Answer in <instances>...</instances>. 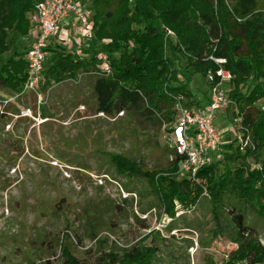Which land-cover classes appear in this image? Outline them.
<instances>
[{"label": "rangeland", "instance_id": "1", "mask_svg": "<svg viewBox=\"0 0 264 264\" xmlns=\"http://www.w3.org/2000/svg\"><path fill=\"white\" fill-rule=\"evenodd\" d=\"M79 2L91 10V0ZM34 8L35 5L26 16L28 35L15 40L14 47L19 51L28 49L36 38ZM93 15L91 10L92 20ZM9 36L10 40L17 37L12 32ZM52 38L73 51L81 37L73 29L62 28L58 38ZM56 60L57 54L48 50L44 69ZM180 64V80L202 106H207V75L186 67L183 58ZM255 82L251 78L243 90ZM92 84L88 74L54 82L41 87L45 96L41 115L34 94L28 93L13 101L7 110L20 113L28 107L32 117H10V131H5L8 120L0 119V264H62L66 247L78 259L99 264L98 257L111 252L122 256L151 240L158 248L154 264H248L231 257L232 250L241 252V243L237 242L228 209L232 205L245 209L246 223L254 228V237L262 244L263 216L233 194H225L216 215L214 203L204 189L199 200L187 207L175 200V219L171 222L174 231H170V223L160 227L173 215L167 211L155 183L118 170L111 156L140 161L147 169L168 170L174 151L169 139L172 123L160 126L148 120L140 124L127 114L100 115ZM222 89L229 104L218 110L214 119L221 136L219 146L210 154V163L216 162V177L224 174L229 164H238L232 162L239 148L242 153L248 147L256 148L251 132L239 127L241 117L232 98L233 82L226 81ZM8 98L7 91L0 89V99ZM242 136L247 144H241ZM261 160L259 153L248 155L247 169H261ZM102 176L104 183L99 184Z\"/></svg>", "mask_w": 264, "mask_h": 264}, {"label": "trees", "instance_id": "2", "mask_svg": "<svg viewBox=\"0 0 264 264\" xmlns=\"http://www.w3.org/2000/svg\"><path fill=\"white\" fill-rule=\"evenodd\" d=\"M38 1L0 0V89L7 91L10 98L22 90L27 78V49L17 50L15 40L28 35L26 16ZM91 10L94 38L82 46V56L63 46L48 45L47 50H53L57 60L44 70L42 88L88 74L93 79L98 114L115 117L123 113L140 124L149 120L161 126L174 120L176 97H182L188 106L195 102L201 105L188 85L180 80L181 58L186 67L205 75L218 68L208 59L210 55L226 58V67L234 75L232 98L241 117L239 127L251 132L256 147H248L246 153L239 148L232 162H238L236 166L229 164L225 173L216 177V162L210 163L191 180L176 178L179 156L174 151L168 173L147 169L140 161L124 156L112 155L111 161L128 176L153 181L173 217L175 200L187 207L197 202L206 189L216 215L225 194H233L264 218V0H91ZM167 28L175 32L177 40L166 37ZM10 32L17 37L10 40ZM104 53L112 70L110 75L99 74ZM251 78L256 80L255 84L244 91ZM256 153L262 155V168L250 171L245 159ZM244 210L237 205L228 209L237 242L241 243V252L232 250L230 254L233 259L246 260L248 264H261L264 244L256 241V232L246 223ZM170 225V231H174V223ZM157 251L151 240L132 247L122 256L111 252L98 257V261L99 264H154ZM62 264L92 263L78 259L66 247Z\"/></svg>", "mask_w": 264, "mask_h": 264}, {"label": "built area", "instance_id": "3", "mask_svg": "<svg viewBox=\"0 0 264 264\" xmlns=\"http://www.w3.org/2000/svg\"><path fill=\"white\" fill-rule=\"evenodd\" d=\"M71 17L69 29H73L84 40L94 38V25L91 19V10L83 7L79 0H39L34 8L32 20L39 33L25 54L27 62V78L23 83L22 90L12 98L4 99L0 103V119L8 120L5 123V131L12 129L10 117L31 116V108H23L20 113H12L6 109L10 102L19 96L32 93L35 96L38 114L41 115V106L45 103V96L41 90L44 79V62L48 55L47 47L52 37L57 35L62 27V22ZM167 36H174L171 30L166 31ZM77 56L83 55L82 45L75 49ZM102 63L99 65V74L110 75L111 67L108 63L107 54H102ZM208 59L214 61L218 68L207 73V80L210 85L208 105L188 106L182 97H176L174 105L175 116L171 122L169 139L174 152L179 156V167L177 176L195 180L197 172L210 164V154L220 144V132L215 124V116L218 110H223L228 104L227 96L222 89L226 81L232 82L233 73L226 67L227 59L210 55ZM105 115L104 113H99ZM123 114V113H121ZM4 115H6L4 117ZM44 122L46 119H41ZM241 144L247 141L241 137ZM52 164L58 165L57 162ZM13 173L16 172L14 168ZM66 176L69 171L65 170ZM104 183V177L99 178V184ZM181 211H179V214ZM179 216V215H178ZM175 218L171 217L159 224L166 228ZM159 230H161L159 228Z\"/></svg>", "mask_w": 264, "mask_h": 264}, {"label": "crops", "instance_id": "4", "mask_svg": "<svg viewBox=\"0 0 264 264\" xmlns=\"http://www.w3.org/2000/svg\"><path fill=\"white\" fill-rule=\"evenodd\" d=\"M71 17L70 18H66V19H64L63 20V22H62V27H61V29L63 28V29H69L70 28V25H71ZM37 29H36V36L38 35V33H39V30H38V27H36ZM54 37H57L58 38V34L57 35H55ZM35 41V40H34ZM34 41H32L31 42V44H30V46H32L33 45V43H34ZM60 41V40H59ZM62 41H65L64 39H61V41L60 42H62ZM89 40H84L83 38H80V41H79V44H78V46L79 45H82V46H84V44H85V42H88ZM61 46L60 44H58V42H56V40H54L53 38H51V40H50V42H49V46ZM77 46V47H78ZM199 99V98H198Z\"/></svg>", "mask_w": 264, "mask_h": 264}]
</instances>
